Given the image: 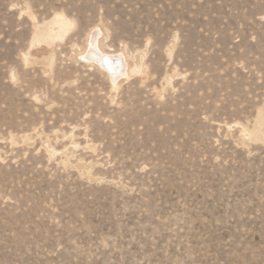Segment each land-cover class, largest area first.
Wrapping results in <instances>:
<instances>
[{
	"label": "rangeland",
	"instance_id": "obj_1",
	"mask_svg": "<svg viewBox=\"0 0 264 264\" xmlns=\"http://www.w3.org/2000/svg\"><path fill=\"white\" fill-rule=\"evenodd\" d=\"M0 264H264V0H0Z\"/></svg>",
	"mask_w": 264,
	"mask_h": 264
},
{
	"label": "bare ground",
	"instance_id": "obj_2",
	"mask_svg": "<svg viewBox=\"0 0 264 264\" xmlns=\"http://www.w3.org/2000/svg\"><path fill=\"white\" fill-rule=\"evenodd\" d=\"M121 56L123 55H110L102 50L100 46L99 31L97 29L91 34L89 49L85 55V59L88 62L97 64L99 67L107 71L113 78H117L127 70L128 66L126 58Z\"/></svg>",
	"mask_w": 264,
	"mask_h": 264
}]
</instances>
